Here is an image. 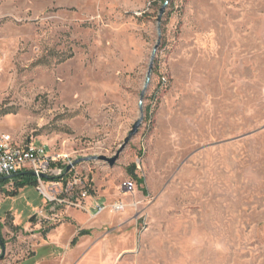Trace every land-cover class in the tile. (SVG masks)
Segmentation results:
<instances>
[{
    "label": "rangeland",
    "instance_id": "rangeland-1",
    "mask_svg": "<svg viewBox=\"0 0 264 264\" xmlns=\"http://www.w3.org/2000/svg\"><path fill=\"white\" fill-rule=\"evenodd\" d=\"M165 1L0 0V134L81 159L126 204L55 264H264V0ZM140 111L113 165L83 160L115 155ZM19 173L0 179V264L57 223L30 220L45 199Z\"/></svg>",
    "mask_w": 264,
    "mask_h": 264
},
{
    "label": "built area",
    "instance_id": "built-area-1",
    "mask_svg": "<svg viewBox=\"0 0 264 264\" xmlns=\"http://www.w3.org/2000/svg\"><path fill=\"white\" fill-rule=\"evenodd\" d=\"M19 172L30 173L35 177V188L45 199L44 207L34 214L40 221L59 222L66 208L83 210L90 218H94L104 211L118 213L126 207L121 200L109 203L94 201L89 206L87 202L93 198L94 188L74 158L51 152L44 145L30 142L18 144L9 135L0 134V179H9ZM120 190L133 193L136 182L124 180Z\"/></svg>",
    "mask_w": 264,
    "mask_h": 264
},
{
    "label": "crops",
    "instance_id": "crops-1",
    "mask_svg": "<svg viewBox=\"0 0 264 264\" xmlns=\"http://www.w3.org/2000/svg\"><path fill=\"white\" fill-rule=\"evenodd\" d=\"M94 201L105 203L104 201H101L100 198L94 194H93V198L92 197L89 198L87 203L90 206L93 204ZM80 213L86 214L88 216L87 219L82 220V218H80ZM109 213L113 214L111 212ZM100 214H98L94 218H90L88 213L83 210L76 208H66L63 211V218L61 219V221L53 224V226H50L49 230L45 233H42L43 228H41L40 234L42 236L43 242L40 244L39 248L36 250L33 256L29 258H23L20 264H23V262L26 260H32V264L57 263L55 262L57 260L56 257L53 256L56 249L63 247L65 244H69V243L71 244V241L74 237H77V240L79 239V243H78L79 245L82 244L83 241L88 239V237L86 236H88L89 233L93 231L92 227H99L101 225V224H99L98 226H95L94 224L91 225V221L96 219ZM81 229L88 230L89 233L85 235L77 236L79 230ZM43 234L45 235V239ZM65 263L66 262H62L61 264H65Z\"/></svg>",
    "mask_w": 264,
    "mask_h": 264
},
{
    "label": "water",
    "instance_id": "water-1",
    "mask_svg": "<svg viewBox=\"0 0 264 264\" xmlns=\"http://www.w3.org/2000/svg\"><path fill=\"white\" fill-rule=\"evenodd\" d=\"M166 4H167V0L161 6L160 13H162L164 11ZM153 57H154V51L152 52L150 64H149L148 71H147V80H146L144 89L140 93V98L143 97V93L145 91V87H146V85H147V83L149 81V77H150V73H151V69H152ZM140 113H141L140 117L132 125L131 130L129 131V133L125 137L123 143L120 145V148H119V150L117 151V153L115 155H113L112 157H106V156L101 155V156H97V157L85 158L83 160L99 159V160H103V161L109 163L110 165H113L115 163V161L117 160V158H118L119 152L124 148V146L129 142V140L137 133L138 128H139V126L141 124V121H142V112L140 111ZM262 128H264V126ZM79 161H81V159L76 160V163H78ZM2 179H8V177H4ZM33 219H34V215L31 217L30 220H33ZM0 247H1L0 259H1L3 257V255H4V251H5V246H4V244H3L2 240H1V236H0Z\"/></svg>",
    "mask_w": 264,
    "mask_h": 264
},
{
    "label": "trees",
    "instance_id": "trees-1",
    "mask_svg": "<svg viewBox=\"0 0 264 264\" xmlns=\"http://www.w3.org/2000/svg\"><path fill=\"white\" fill-rule=\"evenodd\" d=\"M128 169H129V171L132 173L133 170H134V164H132L131 166H129ZM17 175H20V173H17V174H15L14 176H17ZM14 176H12V177H14ZM134 177H135V176H134ZM137 181H138V183H142L143 179H142V178H137ZM21 183H22V182H17L16 185H20ZM33 184L35 185V181H33ZM49 228H50V226H49L48 228H46V229H43V230H42V233L47 232V231L49 230ZM88 233H89L88 230L81 229V230H79L77 236L85 235V234H88ZM76 241H77V237H74V238L72 239V241H71V245H74V244L76 243Z\"/></svg>",
    "mask_w": 264,
    "mask_h": 264
}]
</instances>
